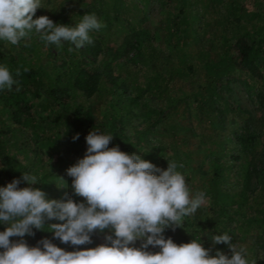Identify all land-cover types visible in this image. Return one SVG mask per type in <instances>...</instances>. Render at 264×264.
I'll return each mask as SVG.
<instances>
[{"label": "trees", "instance_id": "trees-1", "mask_svg": "<svg viewBox=\"0 0 264 264\" xmlns=\"http://www.w3.org/2000/svg\"><path fill=\"white\" fill-rule=\"evenodd\" d=\"M73 1L78 12H70L68 4L61 6L58 13L52 8L50 15L62 25L75 26L86 13H95L106 27L90 31L92 44L72 51H69L70 47L59 46L64 56L62 70L38 63L44 54L45 42L34 31L30 39H21L27 42L18 47V55L0 50V65L9 68L20 88L17 91L14 84L10 91L0 90V127L3 128L0 130V184L3 179L9 183L20 179L19 188L31 187L22 180V175L33 174L31 168L35 166L29 170L15 159L14 153L8 152L10 145L3 144L6 134L26 132L41 147H47L44 150H56L50 152L55 153L56 162L64 159L65 166L70 157L77 156L79 160L85 156L88 147L85 138L94 130L113 135L109 148L119 146L121 151L140 155L160 169L168 167V160L175 161L183 165L177 171L186 179L197 174L206 186L211 214L202 220L196 215L185 217L182 227L165 229V238H171L179 245L201 237L204 247L215 255L217 251H228L229 246L213 244L212 235L227 232L233 243L237 235H247L253 230L264 234V135L250 131L251 118L225 96V93L229 96L233 92V84L244 85L247 92L252 93V103L260 113L256 125L259 130H264V70L260 67V64L264 65V8L245 11L239 0L225 1L217 11V7L215 9V30L210 48L194 53L187 44L192 35L207 33L210 25L207 20L211 15L208 9H214L212 3L217 0L210 3L198 0L195 4L188 0ZM149 2L166 9L161 48L156 47L152 37L144 35L143 25L147 20L141 4L145 6ZM172 4L174 8H171ZM191 6H198L200 11L191 16ZM195 25L198 27L192 29ZM219 37L222 39L221 51L216 48ZM131 50L135 54L130 56ZM101 56H112V62L103 69L89 68L86 60L92 59L91 63H94ZM31 59L37 63L33 64ZM17 68L21 71L19 76L16 75ZM24 68L29 70L25 72ZM200 71L204 75L202 82L199 81ZM78 94L86 100L94 99L95 104L103 108L101 121L96 117L94 106L72 107L68 104ZM146 101L157 102L161 108L148 107ZM191 104L192 112H188L190 127L171 118ZM135 109L145 117L141 129L129 121ZM5 111L9 113V124H6ZM46 133L51 136L44 137ZM77 133L79 138L74 140ZM53 134L58 140L62 138V146L56 144ZM198 134V144L203 145L206 138L209 139L218 157L225 159V164L215 162L208 171L198 174L193 166L194 152L185 149L188 147L185 139L196 138ZM153 140H159V145H151ZM16 147L11 145L12 149ZM254 147L258 148L259 167L252 162L251 149ZM32 152L34 156L38 155L34 148ZM40 153L43 155L41 149ZM186 169H190L189 174ZM50 175L54 173L50 172ZM64 197L63 201L85 202L79 196L68 197L66 192ZM5 226L0 223L2 230ZM32 231L34 236L23 237L30 247L38 246L39 241L47 238L68 250L69 244L55 238L53 232L35 228ZM20 239L10 237L11 241ZM150 248L155 252L160 250Z\"/></svg>", "mask_w": 264, "mask_h": 264}, {"label": "clouds", "instance_id": "clouds-1", "mask_svg": "<svg viewBox=\"0 0 264 264\" xmlns=\"http://www.w3.org/2000/svg\"><path fill=\"white\" fill-rule=\"evenodd\" d=\"M39 8H44L41 0H0V40L17 45L34 31L46 44L61 46L66 41L79 49L93 43L90 31L106 27L95 13H86L75 26L56 24L48 16L33 19ZM16 75H21L19 68ZM14 84L19 91L9 68L0 65V90L10 91ZM78 138L77 133L73 139ZM85 139V156L67 169L75 195L85 202L47 200L38 188H19L20 179L0 187V223L7 225L0 231V264H250L247 248L232 243L227 232L212 235L211 240L228 244L230 258L220 251L212 255L201 237L179 245L165 238L166 228L182 227L184 218L206 203L205 192L193 196L185 176L177 171L182 164L168 160L163 170L119 146L109 148L111 134L92 130ZM22 180L38 183L29 173H23ZM45 219L66 222L45 228ZM33 228L53 232L62 243L73 246L92 243L96 231L108 229L111 234L94 248L65 251L47 238L30 247L23 237L34 236ZM137 240L142 241L140 247L134 246ZM149 246L160 250L148 251Z\"/></svg>", "mask_w": 264, "mask_h": 264}, {"label": "rangeland", "instance_id": "rangeland-1", "mask_svg": "<svg viewBox=\"0 0 264 264\" xmlns=\"http://www.w3.org/2000/svg\"><path fill=\"white\" fill-rule=\"evenodd\" d=\"M201 1V0H200ZM208 3H210L212 0H205ZM210 1V2H209ZM219 1V2H218ZM225 1L227 0H217V2L212 3V5L215 7L214 9L209 8L208 9V14L209 19L207 22L210 23L207 33H202L198 32L197 34L192 35V40L188 42L187 47L189 50L192 52L196 53L201 50H207L211 46V38H212V33H214L215 30V24L214 20L216 16L214 15L215 9L216 11L218 10L219 7L223 6L225 4ZM245 11H257L261 10L264 8V0H239ZM78 2V0H77ZM84 2V1H83ZM87 2V0H86ZM189 3H197L198 0H188ZM41 3H46L47 6H44V8L37 9L35 16L33 19H36L40 16H48L49 19H51L54 23L60 24V21L56 19L54 15H50V11L56 10L58 13L60 11L61 6L68 5L70 8V12H78L79 9L76 7L75 1H66V0H41ZM88 3V2H87ZM141 7L143 8L144 13L146 14V22L144 23V35L145 37H152L154 39L155 45L157 48H161L162 42H163V31H162V24H163V16L166 13V9L162 8L158 3H147L145 6L141 4ZM175 5L172 4L171 8H174ZM191 11V16H193L196 12H199L200 9L198 6H191L190 9ZM224 10V9H223ZM207 14V15H208ZM214 17V18H213ZM198 25H195L192 27V29H196ZM22 42V43H21ZM23 42H27L26 40L20 41L19 44L13 45L10 42L0 40V50H2L4 53L7 54H12V55H18L19 48L21 47ZM221 42L222 39L217 40L216 45H217V50L221 51ZM64 47H70L72 49L75 48L74 45L70 44L69 42L63 41L62 45ZM77 49V48H76ZM43 53L41 55V65H49L54 67L57 70H62V64L64 61V56L63 53L60 51V47L55 45V44H44L43 45ZM22 54V53H21ZM135 54V51H130L129 55ZM23 57H25L22 54ZM32 63L35 64L37 63L35 59H31ZM92 59H87L86 62L89 66V68H98V69H103V67L107 64L112 62V56H101L99 57L96 62L91 63ZM260 67L264 70V65L260 64ZM199 75V81L202 82V78L204 77L203 72L200 71L198 73ZM233 89V92L228 96L225 93V96L233 106L237 107L241 112L245 113L247 116H249L252 120V127L250 131L252 132H257L258 135H264V130H259L257 124V120L259 118V112L256 111V107L252 103V97L251 94L247 92L246 87L244 85H241L240 83L233 84L231 86ZM2 102L1 95H0V103ZM148 104V107H158L161 108L159 103H152L150 101H146ZM42 103H39L41 105ZM68 104L72 107L77 106V105H84V106H94L96 108V117L99 121L102 120L104 110L102 107L98 106L95 104L94 99H88L86 100L82 95L78 94L75 99L72 101H69ZM193 105L188 106L187 110H180L178 113H174V115L171 116L174 120H176L179 124L183 126L190 127L191 122L189 120V111L192 112ZM6 112V111H5ZM249 118V119H250ZM5 119H6V124H9L10 122V117L9 113L6 112L5 114ZM131 124L138 126L139 129H141V125L145 121V117L141 114L139 110H133L132 116L129 119ZM227 129H229L230 126V120L227 121ZM3 128L0 127V130ZM47 135H50L49 133L45 134L44 137ZM54 136L53 139L56 140L57 145L62 146V142L60 138L59 140L56 137V134H53ZM51 136V135H50ZM200 139V134L196 138H188L187 140L185 139L186 142H188V147L185 149L189 150L190 152H194L192 154L194 163L193 166L197 169L198 174L202 172H206L211 168V165L215 162H222L225 161L224 158H219L218 155L216 154V149L213 145H211L209 139L206 138L205 144L199 145L198 141ZM181 140V139H180ZM47 141V140H46ZM169 142L168 140H165ZM163 141V142H165ZM37 140L32 139L31 137H28L27 133H21V132H13V133H8L4 137L3 144H9L10 147L8 146V152L14 153L15 159L22 164V166H26L27 168H30L35 165L31 170L33 171V174L37 177V182L36 184L31 185V187H38L40 190H42L46 195L45 199L47 200H58V201H63L64 197V192L66 194L68 193V197L72 198H77L78 196L75 195L74 190L71 187L72 184V177H69L67 175V169L74 164L77 163V156L73 157V159L66 160L67 165L64 166L65 161L64 159L60 158L57 162L55 159V153H51L50 151H56V150H44V148L47 147H41V144L36 143ZM160 141L153 140L151 145H159ZM17 146L16 148L12 149L11 145ZM54 142V146L56 145ZM258 146V145H256ZM26 147V148H24ZM50 147V146H48ZM52 147V146H51ZM37 152V156H34L35 153L32 152V150ZM40 149L43 151V155L40 153ZM54 149V148H53ZM25 152H24V151ZM58 150V149H57ZM24 152V153H23ZM27 152V155L24 156ZM31 152V153H30ZM251 154L254 155L253 157V164H256L257 167H259V162L257 161L259 157V152L258 148L254 147L251 149ZM42 157V158H41ZM226 163V162H225ZM224 163V164H225ZM163 170H166L167 167L163 166L161 167ZM186 174H189L190 169H186ZM35 171V172H34ZM51 173H54V175H50ZM198 175L196 174L195 177L186 179V183L188 184V187L194 196L197 191H203L206 194V203L201 206L200 208L197 209L196 213L193 216H199V220L204 219L206 216H209L211 214V201L209 197L207 196V190L206 186L200 181V179L197 177ZM9 182L6 180H1L0 187H4L8 184ZM27 183V182H26ZM27 185H29L27 183ZM75 196V197H74ZM80 197V196H79ZM84 199L83 197H81ZM75 201V200H74ZM63 202H67L63 201ZM77 202V201H76ZM59 220L52 219L48 220L45 219V225L49 226L50 224H55L58 223ZM61 222V221H60ZM66 221H62L61 223H65ZM7 226V225H6ZM5 226V227H6ZM0 231L2 228H0ZM111 234L108 229H105L103 233L96 231L93 234H91V239L92 243L90 244H85V245H80V246H73L71 243H67L68 245V250L67 251H76V250H83L87 248H94L100 244L105 243V235ZM233 243L238 244V245H244L248 252L246 258L249 260L250 264L252 261H255L256 264H264V234L262 233H257L256 231H251L247 235H237L236 239L233 241ZM141 241L137 240L135 242V247H140ZM132 246V245H130ZM148 251L155 252L153 248L148 249ZM224 254L228 255L229 258L231 256L230 249L228 251H224ZM255 253V254H254Z\"/></svg>", "mask_w": 264, "mask_h": 264}]
</instances>
